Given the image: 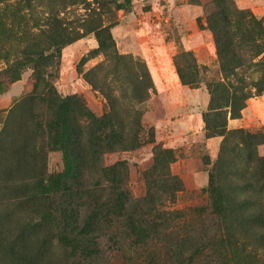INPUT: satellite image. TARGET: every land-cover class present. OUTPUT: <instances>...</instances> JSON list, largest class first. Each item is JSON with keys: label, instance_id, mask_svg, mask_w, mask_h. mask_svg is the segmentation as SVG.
I'll use <instances>...</instances> for the list:
<instances>
[{"label": "trees", "instance_id": "16d2710c", "mask_svg": "<svg viewBox=\"0 0 264 264\" xmlns=\"http://www.w3.org/2000/svg\"><path fill=\"white\" fill-rule=\"evenodd\" d=\"M31 1L0 0V52L5 53H0V59L8 61L3 43L13 32L15 18ZM23 23L18 33L29 43L25 54L31 50L41 57L34 64L37 70L34 92L21 103L30 105L31 112L25 121L21 120L19 131L13 136L17 137L14 142L18 145H13L8 155L13 156L12 164L8 163L5 153L11 117L0 130V211L14 205L18 217L29 210L30 217H41V221L31 226L22 218L13 221L14 212L0 213V264H36L48 256L49 251L32 252L26 236L43 235V216L56 218V213L62 225L58 243L67 253L72 252L73 257L85 255V264H111L106 255L101 257L100 250L107 240L99 232L103 222L109 228L114 221L124 229L123 234L108 240L115 244L149 248L151 243L165 241L166 252L155 254L145 264H195L209 248L226 260L230 258L229 264L231 260L234 264H264V155L259 153L264 145V132L230 131L227 118H224L228 110L231 119L240 118L246 107L249 96L241 84H233L232 78H236L246 64L238 53L244 42L250 43L251 50L260 47L254 40L259 36L264 39L263 20L249 11L238 10L231 0L213 1L207 16V24L215 36L223 79L208 85L211 99L205 126L208 138H224L218 159L209 173L210 205L192 210L194 214L210 216L214 234L207 240L181 234L186 219L183 211L162 209L165 199L173 200L183 190L182 181L170 169L174 161L172 150L155 149L153 170L145 174L147 192L140 198L130 191L125 162L101 166L105 152L128 151L138 142V136L127 131L123 124H119L118 129L112 125V117L117 114L96 117L77 97L60 98L50 88L41 68L54 64L50 49H56V29L65 30L59 27L56 15L38 20L32 30ZM97 38L105 53L115 55L109 29L98 30ZM77 39L79 35L73 41ZM45 43L48 49H44ZM259 54H264V47ZM180 57L187 61L192 71L191 78H187L177 61L180 80L183 85L193 86L199 75L195 57L191 52ZM19 74L16 65L0 71V90L5 76H9V82H14L19 80ZM137 95L142 97V94ZM42 101L54 104L57 110L47 131L45 123L40 122L41 116L35 112V106ZM83 117L89 119L87 126L82 124ZM134 126L140 128L139 120ZM48 133L56 139L64 154L65 171L59 176L47 175L46 155L37 146V141ZM126 264L139 262L129 256Z\"/></svg>", "mask_w": 264, "mask_h": 264}, {"label": "rangeland", "instance_id": "374dc122", "mask_svg": "<svg viewBox=\"0 0 264 264\" xmlns=\"http://www.w3.org/2000/svg\"><path fill=\"white\" fill-rule=\"evenodd\" d=\"M213 1L32 0L15 18L13 32L3 43L8 61L0 59V71L16 65L20 73L19 80L14 82H9V76H5L0 90V130L11 117L8 121L10 139L5 144L8 163L12 164L13 156L8 155L13 145H18L14 142L17 137L13 136L19 131L21 120L25 121L31 112L30 105L21 103L34 92L37 74L34 64L41 57L31 50L25 54L29 43L18 33L19 26L24 22L26 28L32 30L38 20L56 15L59 27L65 30L56 29V49H50L54 64L41 68L50 88L60 98L77 97L96 117L117 114L112 117V125L118 129V125L123 124L127 131L138 136V142L128 151L105 152L101 166L105 168L125 162L130 191L134 197L140 198L147 192L145 174H151L153 170L155 149L172 150L174 161L170 163V169L182 181L183 190L173 200L165 199L162 209L184 212L186 219L181 234L200 236L204 240L213 236L210 216L203 217L192 211L210 205L209 173L224 141L221 136L208 138L205 126L211 99L208 85L223 79L215 36L207 24ZM231 1L238 10L249 11L264 22V0ZM104 28L110 30L115 55H108L100 48L97 31ZM76 35L79 39L73 41ZM254 44L260 47L251 50L250 43L245 41L242 50L238 51L246 64L232 82L235 86L241 84L249 99L240 118L231 119L230 111H226L228 114L224 118H227L230 131L264 132V54H259L264 39L259 36ZM47 46L45 43L44 49H48ZM185 52H191L198 65L199 75L193 86L183 85L177 70L176 62L179 61L185 76L191 78L187 61L180 57ZM177 88H183L186 93L171 94V89ZM35 112L41 116L40 122L45 123L47 131L57 113L56 106L42 101L35 106ZM137 120L140 128L133 127ZM81 121L84 126L89 123L87 117ZM37 146L46 155L47 175H62L65 171L64 154L56 139L48 133L37 141ZM259 153L264 155V145L259 148ZM16 208L8 205L0 213L14 212L13 221L22 218L31 226L41 221V217H30L29 210L18 217ZM43 218V235L26 236L32 252H50L36 264H82L85 255L73 257L72 252L67 253L57 241L62 227L57 213L56 218ZM115 222L109 228L103 222L99 232L107 240L104 249L100 250L101 257L106 255L111 264H126L129 256L137 259L139 264H145L155 254L166 252L167 244L163 240L155 245L151 243L149 248H130L108 241L123 234L124 229ZM53 235L55 237L50 238ZM229 261L230 258L226 260L209 248L195 264H229ZM230 264L234 262L231 260Z\"/></svg>", "mask_w": 264, "mask_h": 264}, {"label": "crops", "instance_id": "0c3cea01", "mask_svg": "<svg viewBox=\"0 0 264 264\" xmlns=\"http://www.w3.org/2000/svg\"><path fill=\"white\" fill-rule=\"evenodd\" d=\"M166 73H167V71H166ZM179 91H182V92L186 93V90H184L183 88L182 89H178L177 88V89H171V94H173L174 96H177V94H178Z\"/></svg>", "mask_w": 264, "mask_h": 264}]
</instances>
